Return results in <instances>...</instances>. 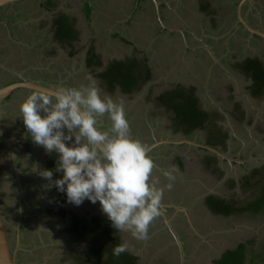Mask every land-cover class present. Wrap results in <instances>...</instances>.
<instances>
[{
	"label": "crops",
	"instance_id": "crops-1",
	"mask_svg": "<svg viewBox=\"0 0 264 264\" xmlns=\"http://www.w3.org/2000/svg\"><path fill=\"white\" fill-rule=\"evenodd\" d=\"M120 2L121 0H23L0 7V89L26 81L55 88L72 97L88 113L99 137L105 144L110 145L111 140L120 137L125 131V115L119 113L120 118L113 120L108 118V112L104 116L93 110L87 96L93 92L92 86L96 81L107 91L131 94L142 86L143 83L140 82L151 80V69L146 61L148 54L157 46L167 48L165 55L171 67L169 74L176 77L175 87L161 94L191 88L194 92L195 87L197 88L195 83L204 82V75L224 79L225 75L234 73L228 67L225 56L227 57L231 46L229 41L233 38L242 41L237 33L246 29L243 25H238L239 1L235 2L233 7L227 6L226 10L220 12L225 6L220 7L219 0L215 6L220 9L213 8V0H192L185 4V7L177 5L179 2L173 4L168 0H131L133 8L124 12L125 14L117 11ZM109 5L114 6L113 17L110 16ZM175 6L181 13L185 11L181 18L172 13ZM243 7L241 15L244 18ZM244 19L248 20L246 16ZM220 20L223 23L220 24ZM243 37L247 38L246 43L257 38L251 34H245ZM111 46L119 47L121 54L132 50L133 55L108 60L104 53L110 51ZM129 61L138 65L133 70L138 77V85L129 93L122 92L117 85L113 90H109L100 75L114 62ZM193 64L199 70H196ZM145 71L149 76L142 81L144 74L141 75V72ZM237 75L244 76L241 72ZM190 79L195 83L189 81ZM244 106L253 109L247 103ZM240 113V116L245 114L243 110ZM174 146L168 144L170 148ZM162 154L160 160L152 157V161L145 159L144 162L155 169L157 178L169 177L168 168L172 167L166 152ZM100 155L81 119L65 102L22 87L0 97V194L4 195L5 190H8L7 198L12 199V202L14 200L13 205H17V209L19 205L22 210L23 200L27 207L31 208V204L40 202V199L46 202V199H56L57 194L61 195L59 202H63L66 199L64 181H68L69 177L72 181H88L90 186L97 184L98 197L94 200L99 205L105 193L104 189L106 191L109 181L118 172V168L114 169L112 164H108L109 161L101 160L104 156ZM50 184L52 186L48 189L55 192L46 194L44 188ZM78 184L77 181V186ZM18 188L22 189L21 198L16 201L19 196ZM122 188V195L132 189L131 186ZM76 190L78 192L79 188ZM202 196L197 195V199ZM117 198L118 194L115 193L113 200L117 201ZM180 201L182 200L175 203L168 197L165 204L169 213L162 219L164 225L168 227L170 220L175 228V235L183 234L184 226L185 231L189 232L187 237L195 235L202 239L199 234L202 233L201 228L193 225L188 209ZM19 210L20 208L17 215L23 212ZM94 211L89 213V224L94 218H101L116 220L121 228L124 227L121 217L115 212L98 217ZM72 219L75 221V237H81L85 229H80L79 225L81 221H86L87 217L84 220L83 217L72 215ZM21 221L20 217V229L23 227ZM208 230V236L218 233L210 228ZM32 232L38 235L35 242L30 243L26 241L28 239H23V235L30 239L31 236H36ZM32 232L21 231L17 236L15 230V245L12 251L15 252L16 264H61L68 261L73 264L84 263L81 258L84 257L83 261L85 260L86 256L83 254L87 251L80 252L79 255L74 253L75 259L66 261L68 246L62 245L61 242L51 244V234L48 230ZM172 237L173 234L169 232L167 241ZM25 241L26 243L22 244ZM182 260H179L180 264L183 263Z\"/></svg>",
	"mask_w": 264,
	"mask_h": 264
},
{
	"label": "rangeland",
	"instance_id": "rangeland-1",
	"mask_svg": "<svg viewBox=\"0 0 264 264\" xmlns=\"http://www.w3.org/2000/svg\"><path fill=\"white\" fill-rule=\"evenodd\" d=\"M169 1L173 2V4L179 2L177 5L185 7V4L192 0ZM219 1L220 7L224 5L225 9L215 6L218 5V0H213V8H218L221 12L226 10L227 6L233 7L234 3L239 0ZM133 5L131 0H121L117 11L118 13L119 11L121 13L131 11ZM113 7L109 5L111 17L115 16ZM243 11L248 21L264 30V0H250V3L244 4ZM184 12L178 11L177 6L172 9V13L177 14L178 18H181ZM110 22L112 23L111 20ZM221 22L222 20H220V24ZM246 39L243 38L241 41L233 38L231 40L229 56H225V59L232 61L233 64L231 62L228 63L233 65L235 71L233 70L234 73L232 75H225L224 78L226 80L217 76L208 77L207 75H204V82L199 84L195 83L193 79L189 80L197 86L194 89V95L197 98L198 107L213 115L210 121L199 132L195 133L194 139L199 143L212 146V143L217 142V139H223L222 133L234 135L243 133L249 138V141L243 140L245 148H242L241 153L239 152L240 143L238 144L237 142L232 145L227 140L226 143L224 142L225 147L222 144H216V147L231 156L240 153V158L245 161L242 164L237 162V165H229L222 161L220 164L221 168H219L215 166L214 161L211 159L212 157L208 154L194 151V149L190 148H170L168 146L157 148L147 156L148 161H152V157L160 160L164 151L166 152L165 155H168V160L172 165V167L169 166L168 172L174 175L176 182L173 184L168 181L171 184H168L169 188L165 196L172 198L175 203L182 200L180 202L188 209L189 218L192 217L190 220L193 225L201 228L202 233L199 234L202 239L195 237V235L187 237L189 232L185 231L184 226L182 227L184 233L175 235V228L170 220L168 222V233L173 234L170 241L166 239L168 236L165 225L157 223L153 226L155 221L151 220L152 225L148 228V224L141 219L144 218L142 212L147 213V208L145 209L144 205L139 203L135 188L130 189V196H124L122 195L123 188L119 186L117 181L111 186L108 185L107 187L105 185L107 189L106 191L104 189L105 193H103L101 203L98 205L95 202L98 197L97 184H91L90 186L88 181L77 180L79 182L77 186V181L70 180V177L68 178L70 182L69 180L64 181L66 199L63 202H59L61 195L57 194L56 199L52 198L54 202L50 199L49 201L46 199L47 202L44 199H40V202L31 204V208H28L25 204L22 210L18 205V209L24 210V213H20L22 231L23 228L30 229L29 232L48 230V233L51 234L49 236L51 244H59L58 242H61L62 245L68 246L66 250L69 256L67 255L66 261H72L75 259L74 255L77 253L79 255L83 251L89 252L93 246L92 240L89 239L88 228L84 226L89 225V213L96 208L97 210L94 213L98 217L108 216L110 212H115L116 215L121 217L124 227L119 231L120 243L126 251L136 257V264H180L179 260L181 259H183L182 264H216L222 253L235 249L241 242L245 243L242 256L243 264H264V210L255 215L246 212L221 216L212 214L211 210L207 206L205 207V204L203 203V205L200 199H197V195L206 193L224 200L226 203L240 206L245 202L253 201L254 193L259 191L260 185H264V90L261 95L253 97L250 92L251 79L248 76H238L239 70L235 66L246 59H253L261 61L264 69V47H262V41L259 38H253L248 43L245 42ZM119 49L117 46H111L110 51H105L104 57L109 58L108 60L126 55L132 57V50L121 54ZM166 49V47L157 46L156 49L151 50L152 53L148 54V65L151 69L152 78L149 81L140 82V84L143 83L142 86L131 94L123 95L118 91H107L103 85L96 81L95 85L92 86L93 90L91 91L93 92L87 96L93 110L99 115H104L108 112V118L113 120L120 118L118 117L119 113L125 115L123 124V130L125 131L120 135L121 139L115 138L110 144L111 150L120 156L129 157L138 152L143 146L151 143L154 134V138L157 140L179 136V133L174 131L175 129L171 123L172 114L165 107L160 106L156 99L163 91L175 87L174 80L176 77L173 76L174 74H169L171 67L165 55ZM190 54L194 58L196 57L192 52ZM193 65L196 70H199L195 64ZM208 70L209 68L207 73ZM196 72L198 73L199 71ZM194 74L196 73L194 72ZM216 75H218L217 72ZM152 83L153 87L151 88ZM96 87L99 91H97ZM246 103L253 109H246L247 113L240 116L239 114H241L242 110L240 105L244 106ZM242 119H247V121H242ZM217 143H221V141ZM179 155H184L187 160H178L177 156ZM177 162H182V164L178 166L177 164L179 163ZM256 168H260L259 172L251 177L252 171ZM185 174L187 176L183 177ZM122 175L125 174L122 173ZM119 176L121 175L119 174ZM244 178L248 180L246 185L242 184ZM160 179L162 178L159 177L157 181H160ZM185 182L190 183V185ZM52 184L44 188L46 194L51 192L48 188H51ZM159 185L164 186L163 181ZM77 187L79 188V193L76 192ZM113 188H115V191L112 194ZM21 190L18 188L19 196L17 200L21 198ZM147 191L152 196V189L148 188ZM115 193L118 194L117 201L113 200ZM3 196L1 195L0 198L4 199L5 197L3 198ZM158 196L161 197L160 195ZM7 204H2V207L6 233L10 250L12 251L15 245L18 209L17 205ZM144 204L150 206L148 202ZM175 205L181 206L179 204ZM25 208L28 210L26 211ZM168 213L167 210V215ZM72 215H77V218L83 217V219L87 217L86 221H81L80 225L77 223L80 229H85L81 237H75L77 233H75V221H73ZM151 217L149 216L148 218ZM163 218L165 216H162ZM182 219L184 220V218ZM209 228L218 233L208 236ZM32 234L36 235V232H32ZM37 237L38 235L31 236L30 239L27 235H23V239H28L26 241H30V243L32 241L35 242ZM40 237L42 238V236ZM26 241L22 242V244L26 243ZM100 241L102 244V240ZM83 259L84 257L81 258L82 262H84ZM233 260H238V258H233ZM61 264H73V262H62Z\"/></svg>",
	"mask_w": 264,
	"mask_h": 264
},
{
	"label": "trees",
	"instance_id": "trees-1",
	"mask_svg": "<svg viewBox=\"0 0 264 264\" xmlns=\"http://www.w3.org/2000/svg\"><path fill=\"white\" fill-rule=\"evenodd\" d=\"M235 66L239 69V73L241 72L251 79V95L253 97L261 95L264 90V69L261 63L257 60L246 59ZM136 67L138 65L134 61L114 62L100 77L107 83L109 90H113L117 85L122 92L129 93L138 85V77L133 72ZM143 74L142 81L149 76L147 71L141 72V75ZM157 101L161 102L172 114L175 128H182L186 134L197 128L202 129L213 117L212 114L210 115L198 107L193 88L165 92L157 97ZM259 170L260 168L254 169L251 177L255 176ZM247 181V178H244L242 184L246 185ZM260 186L259 191L253 195V201L245 202L240 206L226 203L212 195L205 199V205L215 215L229 216L246 212L255 215L264 210V185ZM84 227L88 228L89 239L92 240L93 246L89 252L84 254L86 258L83 264H136V257L126 251L120 243L118 233L121 226L118 221L94 218L89 225ZM100 240H102V244ZM244 248L245 243H241L235 249L226 251L217 264H243ZM233 258H238V260H233Z\"/></svg>",
	"mask_w": 264,
	"mask_h": 264
},
{
	"label": "flooded vegetation",
	"instance_id": "flooded-vegetation-1",
	"mask_svg": "<svg viewBox=\"0 0 264 264\" xmlns=\"http://www.w3.org/2000/svg\"><path fill=\"white\" fill-rule=\"evenodd\" d=\"M240 1V0H239ZM247 2H249L250 3V0H246L245 2H244V4H246ZM238 4V3H237ZM244 4L242 5V6H244ZM246 20V19H245ZM246 22L251 26V27H253V28H256V29H259L254 23H251L250 21H248V20H246ZM238 25H240V26H242V24L240 23V22H238ZM244 27V26H243ZM243 31H240V32H238L237 33V36H239L241 39H243L244 37V33H246V34H250L249 33V31L247 30V29H242ZM243 33V34H242ZM252 36H254V37H257V38H259V40H261L262 41V47H264V44H263V42H264V39L263 38H261L260 36H257V35H255V34H251ZM232 44V41L230 40L229 41V45H231ZM231 47V46H230ZM229 55L227 54V57H228ZM231 58V57H230ZM147 61H146V64L148 65V62H149V56H147ZM259 61V60H258ZM227 62H231L232 63V61H230V59H227ZM226 62V63H227ZM259 62H261V61H259ZM229 64V63H228ZM233 64V63H232ZM261 64H262V62H261ZM228 67H230V70L232 71V72H234L235 71V68L233 67V65H230L229 64V66ZM262 67H263V64H262ZM234 70V71H233ZM239 73V72H238ZM245 76V75H244ZM243 76V77H244ZM223 80H225V78L223 79ZM158 103H159V105L160 106H163L162 105V103L161 102H159V101H157ZM164 107V106H163ZM241 109L243 110V112H245V113H247V110H248V108H244V106H241ZM247 109V110H246ZM207 112V111H206ZM245 115V114H244ZM244 117V116H243ZM247 121V119H242V121ZM248 122H250V121H248ZM171 123H172V126L174 127V131L176 132V133H179V136H177V137H170L171 139L170 140H172V141H178V140H182V139H189V140H193V141H195V142H197L196 141V139H194V137H195V133L196 132H199V130H201V129H199V128H197V129H194V130H192L190 133H188V134H186V133H184L183 132V130H182V128H179V129H176L175 128V126H174V123H173V120H172V117H171ZM154 136H155V134H154ZM154 136H153V138H152V140H151V143L152 142H154L155 140H157L156 138H154ZM221 136H222V140L220 139V140H218L217 139V142H219V141H221V143H217V142H215V143H212V146L211 145H205V144H202V143H199V142H197V143H199V144H201V145H205V146H210V147H214V148H217L216 147V144H222L223 146H224V142L226 143V141L228 140L230 143H232V145H234V143L235 142H237L239 145H240V149H239V152L242 150V145L244 144V141H246V142H248L249 141V138H247L243 133H238V135H234V134H230V133H222L221 134ZM101 139V138H100ZM118 139H121V137H118ZM102 140V139H101ZM158 140H160V139H158ZM244 140V141H243ZM112 141V140H111ZM110 141V144L113 142H111ZM103 142V141H102ZM104 143V142H103ZM151 143H149V144H151ZM105 144V143H104ZM149 144H146L145 146H143L142 148H141V150H139L138 152H141L147 145H149ZM106 145V147L114 154V155H116V156H118V157H123V156H120L119 154H117V153H115L113 150H111V148H110V145H107V144H105ZM170 146L171 145H175L174 147H185V149L187 148H190V149H194V151L196 150V151H199V152H202V153H204V154H208L209 156H211L212 158L211 159H213L212 161H214V163H215V166H218L219 168H221V163H222V160H220V159H218V158H216L212 153H210L209 151H206V150H204V149H202V148H200V147H196V146H192V145H189V144H187V143H176V144H169ZM245 145V144H244ZM162 146H168V144H162V145H159V146H157L156 148H154L150 153H148L147 155H145V158L144 159H142V160H139V161H136V162H134V163H132V165L130 166V169H131V171H132V173H133V175H134V177H135V179L141 184V186H142V189H140V188H138V186H136L135 185V183L130 179V176L126 173V171L124 170V169H122V168H119L116 164H113L110 160H108L107 158H105V157H102L101 155V160H103V161H109L108 162V164H112L113 165V167H114V169L115 168H118V172H116V174L114 175V177H112L111 178V180L109 181V185L111 186L112 184H115L116 183V181L119 183V186H121V187H124V186H126V187H128V186H131L132 188H135L136 189V191H137V197H138V201H139V203L140 204H142V205H144V207H145V209L147 208V213L146 212H142V215H143V217L144 218H141L142 220H144V222L146 223V224H148V228H150L151 227V225H152V222H150L151 220H153V221H155L154 222V224H153V226H155L157 223L158 224H160V225H164V222H163V220H162V216L164 217V216H166V211L168 210V206H166V204L165 203H167L168 202V197L167 196H165L166 195V192L168 191V188H169V185L168 184H171V182L174 184V182H176L175 180H174V175H169V177H165V178H162V179H160V181H157L158 180V178L156 177V174H155V169L152 167V168H150L149 166H147L144 162H145V159H148L147 158V156L149 155V154H151V153H153L154 152V150H156L157 148H160V147H162ZM225 147V146H224ZM244 148H245V146H244ZM217 149H219L220 150V148L218 147ZM221 151V150H220ZM138 152H136V153H134L133 155H131V156H129V157H132V156H134V155H136ZM242 152V151H241ZM240 152V153H241ZM239 153V156H234L235 158H240L241 157V154ZM180 156V157H179ZM179 156H177L178 158V160H180V161H182V160H187L186 158H185V156L184 155H179ZM123 158H128V157H123ZM241 159V158H240ZM223 162H225L226 164H228L227 163V161H223ZM177 163H180V164H182V162H177ZM232 164H234V165H237V162H232ZM242 164V163H241ZM122 173H124L125 175H122ZM119 174L121 175V176H119ZM108 176H112V175H110V174H108ZM185 176H187V174H185V175H183V177H185ZM167 178H168V181H171V182H168L167 181ZM163 181V183H164V186H161V185H159L160 184V182H162ZM185 183H187V182H185ZM187 184H189L190 185V183H187ZM115 187H116V185H114ZM152 189V196L150 195V193L147 191V189ZM153 188H154V190H153ZM114 189V188H113ZM7 191L8 190H5V193H4V196H3V198L4 199H1L0 198V210H1V215H2V218H3V220H4V214H3V207H2V204L3 205H8L7 203H10V205H13V204H11V203H13L14 202V200H13V202H12V199H8L7 197ZM53 192H55L54 190H52L51 191V193H53ZM122 193H123V191H122ZM143 194V195H142ZM158 195H160L161 197H159ZM124 196H130L129 195V192H127V191H125V193H124ZM208 196H210L209 194L207 195L206 193L205 194H203V196L201 197V198H199L200 199V202H203V203H205V199L208 197ZM0 197H1V194H0ZM10 198V197H9ZM3 200H4V202H3ZM9 200V201H8ZM6 201V202H5ZM16 201H17V199H16ZM22 201V200H21ZM143 201H145V202H148L149 204H150V206H148V205H146V204H144L145 202H143ZM6 203V204H5ZM23 203H24V205H25V202H24V200H23ZM23 205V206H24ZM152 205V206H151ZM14 207V206H13ZM24 208V207H23ZM60 208V207H59ZM22 213H24V210H23V212ZM146 213V214H145ZM18 216H19V214L17 215V219H18ZM149 216H152L151 218H148ZM22 217H23V215H22ZM59 217H61V216H59ZM24 218V217H23ZM22 219V218H21ZM17 222V221H16ZM151 223V224H150ZM121 226V225H120ZM152 226V227H153ZM121 230V229H120ZM22 231V228L20 229V232ZM23 231L24 232H28V231H30V229H28V228H23ZM161 233V232H160ZM166 233H167V236H168V227H167V229H166ZM119 234V233H118Z\"/></svg>",
	"mask_w": 264,
	"mask_h": 264
},
{
	"label": "water",
	"instance_id": "water-1",
	"mask_svg": "<svg viewBox=\"0 0 264 264\" xmlns=\"http://www.w3.org/2000/svg\"><path fill=\"white\" fill-rule=\"evenodd\" d=\"M23 0H0V7L11 4L14 2H19ZM246 0H240L237 4V14H238V22H240L248 31L250 34H255L257 36H260L261 38L264 39V31L260 29H256L251 27L246 20L242 17L241 15V9L242 5L244 4ZM29 88L34 91H38L50 96H53L55 98H58L59 100L65 102L67 105H69L79 116L81 119L84 127L86 128L88 135L90 136L95 148L108 160H110L113 164H116L119 168H122L126 171V173L130 176V179L135 183L138 188L142 189L141 184L135 179L130 166L132 163L142 160L145 158V155L150 153L154 148H156L159 145L162 144H176V143H187L192 146L200 147L206 151H209L212 153L216 158L222 160V161H227L229 165L232 164V162H244V159L240 158H235L234 156H231L229 153H224L214 147L210 146H205L201 145L193 140L189 139H182L178 141H172L170 139H161V140H155L151 144L147 145L141 152H138L136 155L128 158H123V157H118L114 155L107 147L106 145L102 142V140L99 137L98 132L95 130L94 125L91 121V118L89 117L88 113L84 111V109L70 96L55 90V88L52 87H44L41 85L34 84L32 82H20V83H15L11 84L8 86H5L0 89V97L8 95L12 90L17 89V88ZM242 148H244V144L242 145ZM236 156H239V153L236 154ZM20 215V213H19ZM20 217H18L17 222H16V234L17 236L19 235L20 232ZM18 243V242H17ZM0 264H16V257H15V252L10 250V244L9 240L7 237L6 233V227L4 220L1 215V210H0Z\"/></svg>",
	"mask_w": 264,
	"mask_h": 264
}]
</instances>
